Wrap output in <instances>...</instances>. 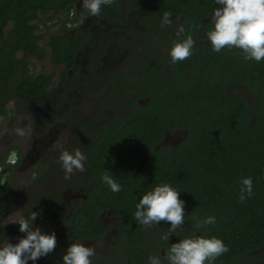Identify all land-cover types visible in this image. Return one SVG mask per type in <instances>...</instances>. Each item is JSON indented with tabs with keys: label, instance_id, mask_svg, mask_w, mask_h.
<instances>
[{
	"label": "trees",
	"instance_id": "1",
	"mask_svg": "<svg viewBox=\"0 0 264 264\" xmlns=\"http://www.w3.org/2000/svg\"><path fill=\"white\" fill-rule=\"evenodd\" d=\"M80 1L0 0V114L10 115L6 102L17 98L36 101L54 83L51 74L29 72L28 59H41L44 54L38 45L39 16L65 13L64 30L50 36L47 46L53 64L72 66L82 40L75 31L66 29V23L70 10ZM121 1L102 6L100 14L111 22L121 20ZM125 5L148 9L147 26L153 32L160 33L167 27H161V20L164 12H170L172 22L178 20L184 27L180 36L202 39L213 30L202 20L220 7L215 0H126ZM184 62L174 63L173 89L158 97L151 92L147 106H139L121 127L114 126L101 137L104 150L111 152L96 158L104 160L101 175L107 171L121 191L114 193L100 181L94 197L89 191L90 209L85 206L72 216L74 232L97 238L105 229L91 209L107 205L124 214L127 221L122 227L129 237L125 243L126 264H146L144 252L133 247V231L140 227L133 229L129 219L134 217L142 196L163 184L180 192L179 198L184 201L185 222L179 229L184 226L193 230L192 235L198 232L204 238L215 237L228 247L229 251L215 263L241 264L264 247V60H246L233 48L217 53L211 46H202L189 60L192 74L185 73ZM234 83L251 88V103L235 94L225 95L226 87ZM174 130L184 131L177 146L155 149L165 133ZM114 149H120L124 156L119 157ZM142 149L149 150L150 155L132 179L128 173L139 164ZM247 177L252 178L253 195L241 203V181ZM4 189L6 186L0 184V191ZM207 216L215 217V223L196 228L197 221ZM18 233L17 223L3 227L0 244L4 236ZM69 245L65 241L60 247Z\"/></svg>",
	"mask_w": 264,
	"mask_h": 264
},
{
	"label": "rangeland",
	"instance_id": "2",
	"mask_svg": "<svg viewBox=\"0 0 264 264\" xmlns=\"http://www.w3.org/2000/svg\"><path fill=\"white\" fill-rule=\"evenodd\" d=\"M122 2L123 6H126V0H122ZM130 12H134V10L123 11V15L127 13L126 18L121 21L119 26L115 27L114 31V23H108L107 20L101 22L102 18L94 21L93 15L83 7L82 1L76 3L73 7L74 15L71 18L75 17L77 27L82 26L83 30H90L92 32L90 35V49L92 46L94 48L104 47L106 51L107 46L110 44V50L108 52L109 65H115L118 60H120L121 64L120 69L112 70L117 76L138 70L137 64L139 63L140 67L144 56L146 58L155 57L158 63L167 66L169 64L168 61H170L169 50L175 42L182 41L178 39L179 36L177 35L180 22L174 20L161 34L154 35L150 34L145 26L150 16L148 12L141 10L140 12L135 11V13L129 14ZM64 17L65 13L63 12L50 13L46 16L38 17L41 23L37 31L41 35L38 40V45L44 54L41 59L34 57L28 59V62L31 63L29 65V72L31 74L38 75L43 73L53 76L54 83L52 87L50 86L52 89L48 95H51L56 90V83L59 80L62 66L54 65L50 61V50L47 46V39L50 36L60 34L64 30L62 25ZM84 23H86L85 26ZM9 27L10 24L6 28ZM104 28L106 30L102 32ZM88 43L86 45L87 47L89 46ZM99 52L103 53L104 50H100ZM81 55H85V52H82ZM17 56H21V53L18 52ZM92 59L93 53L91 51L86 59L83 58L82 68L84 71H88L91 67L90 60ZM93 67L96 68L97 66ZM97 74L96 72V75L90 79L91 85L88 89L87 85L84 90L78 92V97L79 108L82 109L84 116L92 120L97 119L98 121L100 117H105L111 110H114L113 101L116 91L111 84V86L107 83L102 84L106 74ZM86 76L87 73H78L74 83L76 82L77 84L82 78H86ZM71 89L72 87H69V90ZM249 93H252V90L247 86L242 95L248 103H251L253 97H250ZM57 96L58 92L50 99L45 97L43 100L40 98L33 101L17 98L6 104L10 110L9 116L0 114V163L4 159L6 161L8 157L6 156L7 153L12 150L19 151L21 154L18 165L12 168L10 174L6 175L5 179H3V183H0L6 186V189L0 191V230L9 224L15 223L21 216L27 217L30 212L39 213V216L32 224L33 228H40L42 234L55 233L56 238H59L61 235L57 234L63 233L68 228L70 216L60 212L61 201L65 196H69L66 195L68 187H74L79 179L86 174V168L84 172H75L72 174L70 179L64 178V171L57 154L61 150L62 152L68 151L69 153H74L75 150H78V141H76L78 136L73 133L77 132L80 134L82 131L77 129L73 123L63 128V134L60 131L61 129H58V126L54 127L56 122L61 123L62 120L53 114L46 115L44 122H42L41 112L45 114L51 107L54 110L59 107L60 100L56 102ZM99 102H102L106 106L103 109L100 108ZM120 106H117L116 109H121L122 111L125 108L131 109V111L133 109L131 104H125L124 101L120 102ZM103 110L109 111L103 112ZM64 117L66 116L64 115ZM42 124L43 128L40 127ZM17 128L22 129L25 135H18L16 132ZM50 128H52L50 130L52 134L58 129L57 133L53 134L51 142L43 146L40 139L48 131L47 129ZM176 137V134H172L167 141L172 142ZM55 138L57 139L55 140ZM73 141L75 142L73 145L75 149L69 145ZM40 146H43L41 152L38 150ZM35 152L37 153L36 156H34ZM81 152L84 155L83 151ZM55 162L57 163L56 165ZM1 166L3 167V165ZM70 200L75 202L73 203L74 207L71 211L76 208L74 210L75 212L82 206L75 199L70 198ZM104 219L109 224L110 235L107 239L93 244L89 240L75 238L73 244L81 243L84 246L95 249L96 254L90 258L91 264H122L123 255L121 252V244L124 239L118 228L117 220L108 218V215H104ZM46 220L49 221V224L45 223ZM169 227L170 225L158 229V226H154L148 230L145 233L144 246L148 247V245H152V235H155L159 239L162 234H167ZM188 230L189 232L185 227L182 229L178 228L169 237L176 236L178 242L184 238H195L196 235L191 234L194 233L193 230ZM25 235L22 232L16 235H6L3 237L0 247L6 243L16 244ZM65 254L66 252L63 256ZM62 257L58 258L50 253L37 259L35 262L28 261L27 264H63ZM158 258L161 261L163 260L161 257ZM212 264L217 263L212 262ZM245 264H264V247L253 253Z\"/></svg>",
	"mask_w": 264,
	"mask_h": 264
},
{
	"label": "flooded vegetation",
	"instance_id": "3",
	"mask_svg": "<svg viewBox=\"0 0 264 264\" xmlns=\"http://www.w3.org/2000/svg\"><path fill=\"white\" fill-rule=\"evenodd\" d=\"M131 9L134 10V12H130L129 14L135 13V11L140 12L141 10H144L148 12L150 15V12L148 9L128 8L126 6H123V2L121 1L120 6H119V10L121 13V16H120L121 20L117 22L116 21L111 22L109 21V18L102 16L101 14H99L98 16H93V19L94 21H96L98 18H102L101 22H104L107 20L108 23H114L113 24V31H114L115 27L119 26L121 21L126 18L125 16L128 12L123 15V11L131 10ZM73 15H74L73 9H71L68 14L69 20L66 23V26H67L66 29L68 30L72 29L73 31L77 33V35H79V37L82 40V47L76 53L74 60H73L74 63L72 64L71 67H67L64 64H54V65L62 66L61 73L59 74V80L56 83V90L53 91L51 95H48L52 89L51 88L52 85H51V87L49 86L41 94V96L37 98V99L42 98L43 100V98L46 97L47 99H50L53 95H56V92H58L56 102L60 100L59 107H57L56 110H54L53 107H51L48 110V112L45 114L41 112V120L42 122H44V119L46 115L48 114H53L56 117H59L60 120H62V122L61 123L56 122L54 127L58 126V129H61L60 131L63 132V134H64L63 128L74 123V126L77 127V129H80L82 131L80 134H78L77 132L73 133L74 135L78 136L76 138L77 139L76 141H78L77 148L78 150L83 151L84 156L86 158L84 161V166L86 168V174L82 178L79 179V181L76 183L74 187H68V190L66 191V195H69V196H65V198H62L60 212L63 214L66 213L68 216H70V218H69V223L67 226L68 228L65 229L63 233L57 234V235H61V237L56 238V241H58V243H56V247L54 251L51 252V254L54 255L55 257L57 256L58 258H61L63 254L67 251V248L62 249L60 247V244H62L65 241H68L71 245L73 244V241L75 238H82L85 240H89L93 244L99 243L100 240L107 239L110 235V231H109V224L104 219V215H108V218H112L115 221L117 220L118 228L121 232V235L123 236L124 240H123V243L121 244V252L123 255L122 264H126V256H127L126 248L127 247L124 243L128 242L129 237L127 236V232L125 231V229H123L122 227L124 226L123 223L127 221L125 220L126 218L124 214H120L118 210L114 208H110L106 204H105L106 206H104L102 209L101 208L97 210L91 209L93 215L102 223L105 230L101 237L88 238L86 236L78 235L76 232L72 230V226H71L72 216L75 214L77 210L74 212V210L76 209L75 208L74 210L71 211V209H73L74 207L73 203L75 202H72L70 198H73L75 199V201L79 202L80 205H82L80 208H84L85 206H88L90 209V206L88 205L89 191H90V195H93L94 197L95 190L98 187L99 182L102 181L101 173H102L104 160L98 161L96 158L104 157L106 154H111V152L109 153L108 151L104 150V144L102 143L101 137L107 131H109L110 128L114 126L121 127L126 122L127 119L132 117L138 111L139 106H147V104L152 99L153 92H155L156 97H158L161 92L163 91L169 92L171 89L175 87V82H176L175 74L176 73L174 70V63H172L170 59V61H168L169 64L165 66V65L158 63L155 57L146 58L144 56L142 63L140 64V67H139V63L137 64L138 70H135L132 73L117 76L115 73L112 72V70L120 69L121 64H120V60H118L115 65H112L111 63H110L111 65H109L108 52L110 50V44L107 46L106 51L104 47L94 48L92 46V48L90 49V40H91L90 35L92 32H90V30H83L82 26L77 27V21L75 17L71 18ZM211 17L212 16L206 19H203L202 23H205V24L209 23L213 27L211 23ZM90 18L92 19V17ZM147 22L148 21H146V25H145L147 31L150 34H154V35L161 34L165 29L169 27L167 26L163 28L162 32L160 33L153 32L148 28ZM62 25H63V22H62ZM85 25L86 23H84V26ZM63 28H64V25H63ZM105 30L106 29L104 28L102 32H104ZM178 36H179L178 39H181V40L186 38L180 35ZM192 38L195 41V45H194L195 49L192 51L191 57H193V55L199 50L200 47L211 46L210 42L208 41V38L202 39V38H198L196 35H193ZM87 43L89 44L88 47L86 46ZM100 50H104V52L100 53L99 52ZM233 50L238 55L242 54V52L239 49L233 48ZM91 51L93 53V59L90 60V66L92 68L90 67L88 71H84L82 68V64L84 62L83 58L86 59L87 56L90 55ZM82 52H85V55H81ZM191 57L187 61L184 62V70H185V73L187 74H192V69L190 68V64H189V60L191 59ZM93 66H97V67L94 68ZM96 72L98 73L97 75H101V73L106 74L105 79L102 81V84H106V83L109 85L111 84L113 89L116 91L115 98L113 101L114 110H111L107 116L100 117L98 121L97 119L92 120L91 118L84 116L82 109L79 108V97H78V92H81L82 90H84L85 87H87V85H88L87 89L90 87L91 85L90 79H92L96 75ZM78 73H82V74L87 73V76L86 78H82L76 84V82L74 83V81ZM69 87H72V89L69 90ZM246 87H247L246 85L240 84V83H234L232 85H228V87H226L225 89V95L235 94V95L241 96L242 98L246 100V98L242 95ZM249 96L253 97V94L249 93ZM122 101H124L125 104H131L133 106L132 111L131 109H126V108L123 111L121 109H116L117 106L121 107L120 102ZM8 102H6V104ZM99 104H100V108L102 109L106 106L102 104V102H99ZM107 111L109 110H103V112H107ZM64 115L66 117H64ZM40 127L43 128V124ZM51 129L52 128L47 129L48 131H46L45 135L40 139L43 146L51 142L53 134L57 133L58 129L55 130L53 134L50 131ZM172 134H176L177 137L172 142H168L167 139ZM183 136H184L183 130H174L172 132H166L164 137L155 146V149H158L161 145L174 149L177 146V144L181 141ZM56 139L57 138H55V140ZM74 144L75 142L73 141L69 145L73 146ZM43 146L39 147L38 149L39 152H41V148ZM73 147L75 149V146ZM115 148H117V146H115ZM61 152L62 150L58 152L57 157L60 156ZM113 152L116 154L119 153L118 155L119 157L124 156V153L120 149H114ZM11 153H14L15 155L14 163H6V161L4 163L3 162L4 160L0 163L1 165H3V167L1 168V172H0V181L2 179H5V176L9 175L10 170L14 168L12 166L10 167L9 165H13V166L16 164L18 165L20 161L21 154L19 153V151L12 150L6 156H9V154ZM36 155L37 153L35 152L34 156ZM149 155H150L149 150L142 149L139 151V164L137 165L135 169H133L132 171L128 173V175L132 179L136 178V176L139 173L140 168L146 163ZM56 164L57 163L55 162V165ZM129 222L133 229L140 227L139 231H133L134 237H136L133 242L134 243L133 247L141 249L144 252L145 257H146V264H149V261H148L149 255L161 257L163 258V260L161 261L162 264H168V261L165 259V257L171 247V244L178 243V241L176 240L177 239L176 236H170L168 240L165 241L161 238L165 234H162V236L159 239H157L155 235H152L151 237L152 245L151 246L148 245V247L144 246V238L146 235L145 233L148 230L152 229L154 226H158V229H159L165 226H169L170 224L168 222H160L157 225H152L151 227H145L141 225L138 221H136L134 217L129 219ZM45 223L49 224V221L46 220ZM185 228L189 232L188 230L189 228L187 227ZM130 234L132 236V232H130ZM195 235L200 236L198 232H196ZM246 262L247 260L243 261L241 264H245ZM230 264H234V263L231 262Z\"/></svg>",
	"mask_w": 264,
	"mask_h": 264
},
{
	"label": "clouds",
	"instance_id": "4",
	"mask_svg": "<svg viewBox=\"0 0 264 264\" xmlns=\"http://www.w3.org/2000/svg\"><path fill=\"white\" fill-rule=\"evenodd\" d=\"M113 2L114 0H82L83 7L93 16L101 13L102 6L111 5ZM215 3L220 7L213 10V30L207 33L213 51L219 53L224 48H235L244 54L246 60H264V0H215ZM171 23V13L164 12L161 27L170 26ZM184 31L181 25L177 35H183ZM194 45L195 41L191 35L175 42L169 50L171 62L188 60L192 56ZM16 132L20 136L25 135L20 128H17ZM85 159L79 150L74 153L61 152L59 162L64 171V178L70 179L75 172H84ZM102 181L112 192L121 191L120 185L107 171ZM241 183L243 187L239 200L244 203L246 198L253 195V181L251 177H247L243 178ZM179 193L168 184L156 186L136 204L135 220L145 227L157 225L162 221L168 222V233L161 237L167 241L169 235L175 233L185 222L184 201L179 198ZM38 216V212H30L27 217L21 216L15 221L19 225V231L26 235L16 244L6 243L0 247V264H27L28 261L35 262L54 251L57 243L55 233L42 234L40 228H33L32 222ZM214 223L215 217L207 216L203 221H197L195 227ZM228 251V247L220 239L196 236L171 244L165 259L168 264H212ZM95 254L94 248L74 243L69 245L62 260L63 264H91L90 258ZM148 261L149 264H162L158 257L152 255H149Z\"/></svg>",
	"mask_w": 264,
	"mask_h": 264
},
{
	"label": "built area",
	"instance_id": "5",
	"mask_svg": "<svg viewBox=\"0 0 264 264\" xmlns=\"http://www.w3.org/2000/svg\"><path fill=\"white\" fill-rule=\"evenodd\" d=\"M14 158H15L14 153L9 154V156L6 159V163H14ZM1 168L2 166H0V172H1ZM1 181H3V179Z\"/></svg>",
	"mask_w": 264,
	"mask_h": 264
}]
</instances>
